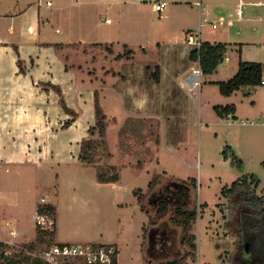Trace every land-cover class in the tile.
Segmentation results:
<instances>
[{
  "label": "rangeland",
  "instance_id": "obj_1",
  "mask_svg": "<svg viewBox=\"0 0 264 264\" xmlns=\"http://www.w3.org/2000/svg\"><path fill=\"white\" fill-rule=\"evenodd\" d=\"M41 1L44 4L45 0ZM91 1L72 0L61 11L63 15L73 14L72 23L75 24L71 39L113 42L114 55L125 52L122 43H127L134 51L135 64L155 59L163 66L164 82L155 84V91L151 83L144 87L150 99L147 112L142 114L137 110L147 105V99L138 94V90L131 94L132 91L121 88L125 101L116 102L108 94L101 102L99 82L94 84L96 87L89 88L86 77L80 80L83 73L77 74V64L68 72L63 71L62 54L66 55L61 50L44 51L41 61L36 57L37 65L28 71L25 69V76H19L14 74L17 48L0 44V182L11 180L13 184L7 185L8 189L15 185L33 193L31 204L17 202L12 206L0 196V239H8L9 230L22 232L23 240L33 239L35 202L47 197L56 207L54 235L51 242L38 241L36 231L34 242L39 245L54 241L110 242L119 250V264H165L169 261L177 264H261L260 258L245 256L237 245L236 211L228 215L226 200L220 191L242 176L254 174L257 192L264 193V84L224 96L217 82L234 75L239 59L262 63L264 79V21L261 19H264V6L248 3L254 0H240L241 18H238L236 3L239 0H164L167 5L160 12L153 11V0H101L104 4ZM202 17L210 20L230 18L232 25L224 23L211 30L207 24L199 25ZM105 19L109 22L105 23ZM61 26L58 23L48 28L50 39L64 40ZM189 29L200 30L202 40L221 41L227 46L226 57L216 70L210 74L197 72L198 83L194 85L184 82V76L196 69L188 56L192 46L184 37ZM0 37L7 39L5 34ZM21 43L19 57L29 65V55L34 56L37 50L29 41ZM142 47L147 50L144 54ZM99 49L107 52L104 46L95 50ZM79 57L80 54L73 58L77 61ZM73 58L69 55L67 60L73 62ZM97 62L99 68L106 64L113 70L125 72L130 80L136 79L130 60L101 56ZM44 66L52 73L55 79L52 82L60 85L66 105L75 108L78 115L62 111L53 88L33 84L36 78L40 81L51 79L46 76ZM136 69L141 70V66ZM123 80L126 83L124 76ZM41 84L49 86L46 82ZM94 91L98 93L106 116V138L111 156H99L93 165H84L77 159L80 142L97 136L96 131L93 135L88 131L95 121ZM130 95H134V99ZM226 104L235 106L236 118L221 116L213 109L215 105ZM131 109H136L137 113H124H130ZM37 143L40 150L45 148L41 143L49 147L44 153L48 157L33 153L43 166L32 164L34 156L31 154H26L22 165L10 159L21 145L30 150L28 144ZM228 147L240 158L239 166L232 161ZM49 163L54 168H49ZM105 164L116 166L120 175L118 181L100 183L96 180V167ZM54 172H58L57 176ZM187 177L196 179L195 185L187 181L190 187L188 203L178 207L170 205L164 213H156V205L150 201L152 194L158 196L164 192V185L173 178L185 180ZM134 190L142 199L143 208L137 204ZM24 195L23 191L20 198ZM178 209L196 212L188 228L184 227V217L177 213ZM152 229H156V239L161 231L164 232L162 240L166 248L162 251L156 250L159 242L156 247L151 245ZM247 243L248 253L255 248Z\"/></svg>",
  "mask_w": 264,
  "mask_h": 264
},
{
  "label": "crops",
  "instance_id": "obj_2",
  "mask_svg": "<svg viewBox=\"0 0 264 264\" xmlns=\"http://www.w3.org/2000/svg\"><path fill=\"white\" fill-rule=\"evenodd\" d=\"M47 1H50V5H47ZM77 1H83V0H77ZM71 2H72V0H45V2L43 4V2L41 0H0V25H1L0 26V36L5 34L6 38H7V39H5V38L0 37V41H3V40L9 41V42L3 41V42H0V44H5V47H7L8 45H13L15 48H17V50L15 49V51L17 52V58L16 57L14 58L15 59L14 62L16 65V68L14 69V74L15 75L19 74V76H25L27 74L25 69L28 71L29 69L33 68V65L36 66L37 63H36L35 58L36 57L38 58V62L41 61V56H43L44 51H46V50L48 51V50H52V49L61 50V52H63L66 55V56H64L62 54L63 62H64V64L62 65L63 71L68 72L70 69H72V67L75 66V64H77L76 65L77 66L76 67L77 68V74H80V72L83 73L81 75L83 77L80 76V80L82 78L86 77L87 82H88L87 85L89 88L90 87H96V86H94V84L99 82L100 85H98L97 87L100 89L99 94L101 97V99H100L101 102H104L105 96H108V94H110L111 97L114 98L116 102H118L119 99H124V97L122 98V94L120 92L121 88H123L124 90H130V93L132 91L131 94H136V92L138 90V94H140V95L142 94V96H144L147 99V105L145 104L142 108L137 110V112L145 114V112H147L146 109L148 107V102H149L150 98H149V95L147 93V90L144 87L147 86V83H151L153 86L152 87L153 91H155V89H156L155 84L161 85L164 82L165 77H164L163 66L160 65L159 63H157V60H155V59H153L152 62H149V63H144V61H142V63L135 64L136 61L134 62L132 60V58H133L132 53L134 51H133V49L128 47L127 43H122L123 49L126 48L125 52L121 51V52H118L117 54L114 55L113 54V50H114L113 49V42H107V41H105V42H90V41L89 42H82L80 40L78 42H76V40L71 39V37H72V25L75 24V23H72L74 21L73 14H71L70 12H66V14L63 15V12H61ZM54 3L56 4L55 6H54ZM91 3L104 4V1L101 2V0H92ZM239 3H240V0L236 3L237 8H238ZM248 3L251 5H254V6H264V0H254V1H249ZM235 7H236V5H235ZM242 16H243V14H242ZM237 17L241 18V16H238V15H237ZM228 19H230V18H228ZM250 19H253V18L250 17ZM261 19L264 21L263 18H261ZM262 20H260V21H262ZM3 21H4V24H3ZM52 23L55 24V26H58V23H61V25H62L61 27L64 31V40L57 39L56 41H54V40L50 39L51 32L48 30V28L53 26ZM105 23H107V22H105ZM190 31L198 33L197 37L200 40H202L200 37V34H201L200 30L193 31V30L189 29V30L184 32V37H185V33L190 32ZM203 40H207V39H203ZM25 41L31 42L34 45L35 50H37V52L34 54V56L29 55V57H28L29 65L26 63L25 59L19 57L20 54H18L19 53L18 49L20 48V45H22L21 42H25ZM208 41H210V42H221V41H211V40H208ZM122 45H121V49H122ZM157 45L159 46L160 43H158ZM75 46L78 47L76 50L74 49ZM103 46L107 49L106 53L101 51L100 49H99V51L95 50L96 48H102ZM70 47H74V48L72 50H68V48H70ZM91 47H92V51L95 54H91L93 52L89 51V49ZM191 49H192V47L190 48V50ZM143 50H145V52H143ZM190 50H189V52H190ZM141 52L144 54L147 52V50L144 47H142ZM79 54H80L79 59L77 61H75V59L73 58L74 55H79ZM69 55H71V57L73 58L72 59L73 62H71V61L69 62L67 60ZM101 56H105L106 58H110V59L114 58L116 60H124V58L127 60H130V63H132L134 65L133 67L135 68L134 73L136 74V79L130 80L129 79L130 76H128L125 72H121L120 70H118V71L113 70L111 67H108L106 64L101 65V67L99 68L98 67L99 65L97 64L98 63L97 60H99ZM188 56H189V54H188ZM98 57H99V59H98ZM18 60H20L21 64L18 63ZM191 62L195 63L196 69H198L199 72L201 73L198 63L194 62V61H191ZM137 66H141V70H137L136 69ZM156 67L158 68V71H159L158 72V81H156L153 78V73L155 72ZM43 69L47 70L48 75H46V76L48 78L50 77L51 79H48L47 81H40V79L36 78L35 80H32L33 84L36 86H42L46 89H48L47 87H51V85H56L60 88L59 84L52 82V81H55V79H54L53 75H51L52 73L50 71H48V66H44ZM196 69H194V70H196ZM146 73L148 75H145ZM191 73L186 74L184 76V82L187 84H191V80L188 77ZM122 76H124V78H126V83H124V80L121 81ZM194 77H195L194 74H192V76H191L192 80ZM141 81H142V84L140 86H138V84ZM41 82L49 83V86H43L41 84ZM184 82H181V85L185 84ZM121 83H124V84H121ZM124 90H122V91H124ZM140 90H143V91L139 92ZM61 94H62V89H61ZM63 95L64 94H62V97H63ZM129 97L134 99V95H130ZM93 99H94V96L92 94V103H93ZM124 101H125V99H124ZM58 103H59V94H58ZM71 109L74 110L75 113H77V115H78V112L75 110V108H71ZM235 110H236V108H235ZM93 111H94V109H93ZM129 111H130V113L129 112H124V113L125 114H132L133 112L137 113L136 109H131ZM231 116H232V118H236L235 111ZM38 146H39L38 143L37 144H28V148H30V150H28V149H24V145H21L20 149L18 151L14 152L13 154L10 155V159L13 160V163L22 165L26 161L25 160L26 154H31L33 156H34V154H38V155H41L42 157H44V155H45V157H48L44 153L49 151V147H47L41 143V146H43L45 148L43 150H40V148H37ZM25 148H26V146H25ZM21 154H23V156H24V158H22V159H21ZM35 158L36 157L34 156L33 161L32 162L30 161V162L32 164H35V165L40 166V167L43 166L44 163L41 162V160L37 161V159H35ZM47 165L49 166V168H54L50 163ZM15 166L17 167V165H15ZM5 170L7 171V169H5ZM49 171H51V170L49 169ZM54 174L57 176L58 172H54ZM10 184H13V182L11 180H7V179H3L0 182V196L7 205L12 206V205H15L17 202H21L22 204L26 203V202H29L30 204L32 203L33 196H31V195H33V193L29 194V193H27L25 188L19 189L15 185L13 188L8 189L7 187ZM22 190L24 191L25 195H24V197L20 198V195L23 192ZM45 198H47V197H45ZM40 200H41V198H40ZM38 203L40 204V202H38ZM38 203L35 202L36 205L33 209V212L35 211ZM49 204H51V203H49ZM137 204H138V202H137ZM14 232L16 233L15 237H12V235L9 233L11 236L8 239H0V242L5 243L9 240H14V241H21V242L30 243V242L35 241L36 229H35L34 238L30 239L28 241L25 239L23 240V238L20 237V236H22V232H18V231H14Z\"/></svg>",
  "mask_w": 264,
  "mask_h": 264
},
{
  "label": "trees",
  "instance_id": "obj_3",
  "mask_svg": "<svg viewBox=\"0 0 264 264\" xmlns=\"http://www.w3.org/2000/svg\"><path fill=\"white\" fill-rule=\"evenodd\" d=\"M227 52L226 43L223 42H210L208 40H201L197 48H192L189 52L191 61L197 62L199 69L203 74H210L216 70V67L221 63ZM20 64V60H18ZM263 66L262 63L256 61H249L239 59L237 70L234 75L225 81H218L219 92L224 96H229L235 91L242 88L251 89L261 84ZM158 68L156 67L153 73V78L158 81ZM51 87L59 94V104L65 113L70 115L76 114L74 110L69 108L64 98L61 95V89L56 85ZM93 109H94V124L88 128L90 134L96 131L95 138L83 139L79 145V152L77 155L78 160L84 165H93L99 156L110 157L111 153L108 150L106 138V116L100 105L97 91L93 92ZM216 112L224 116H231L235 111L233 104L215 105L213 107ZM232 117V116H231ZM73 119V118H72ZM69 123V121L67 122ZM70 124V123H69ZM68 124V125H69ZM232 154V161L236 162L239 166L241 160L233 154L230 147L227 148ZM225 152V151H224ZM226 157V155H225ZM96 180L100 183H114L119 180L120 175L115 165L105 164L97 166L95 169ZM193 181L195 185L196 179L188 177L185 180L179 178L171 179L164 185V192L161 194H152L150 197L151 203L154 204L155 199H159L156 204L155 212L162 214L167 211L170 205L180 206L187 204L189 201L188 191L190 190L187 181ZM151 182H149L150 184ZM151 185V184H150ZM257 180L254 174L244 175L241 179L233 181L230 185H225L220 191V195L226 200V210L228 215H232L236 211V234L239 237L236 241L238 246H241L243 253L253 255L256 259H261V264H264V193L259 194L256 190ZM137 198L138 204L143 208L142 199L137 195L136 190L133 191ZM183 203V204H180ZM55 206L53 204H38L37 210L41 213H47L51 216L54 215ZM183 218L184 227L188 228L190 221L195 218L196 212L177 210ZM38 241L46 240L53 241L54 231L42 230L36 227ZM245 242L253 245L254 250L246 252ZM53 243V242H52ZM5 243L0 242V248L4 247ZM30 246H33L30 244ZM260 251L261 254H258ZM254 258V259H255ZM162 264V263H160ZM165 264H177L175 261H169Z\"/></svg>",
  "mask_w": 264,
  "mask_h": 264
},
{
  "label": "built area",
  "instance_id": "obj_4",
  "mask_svg": "<svg viewBox=\"0 0 264 264\" xmlns=\"http://www.w3.org/2000/svg\"><path fill=\"white\" fill-rule=\"evenodd\" d=\"M50 5V1H47ZM167 5L164 0H153L152 9L160 12ZM241 2L238 4L237 15H241ZM109 22V19H105ZM232 25L231 19L219 17L217 20H210L202 17L199 25L207 24L211 30L218 28L222 24ZM198 33L187 32L185 41L192 48L200 45ZM199 70H194L192 74L196 76ZM197 77L193 78L192 85L197 84ZM264 84V80L261 81ZM41 204H47V198L41 197ZM32 221L35 227L42 230H50L54 225L53 216L41 213L37 210L32 214ZM9 233L15 237L16 233L10 230ZM32 244L33 246H30ZM119 250L114 243L110 242H53L49 245H39L36 242H21L9 240L5 246L0 248V264H119Z\"/></svg>",
  "mask_w": 264,
  "mask_h": 264
},
{
  "label": "flooded vegetation",
  "instance_id": "obj_5",
  "mask_svg": "<svg viewBox=\"0 0 264 264\" xmlns=\"http://www.w3.org/2000/svg\"><path fill=\"white\" fill-rule=\"evenodd\" d=\"M158 202H159V199H155V200H154V204H155V205H156ZM184 205H186V204H184ZM159 234H160V235H159L158 239H156V238L154 237V236L157 235L156 229H152L149 238H150V240H151V245H152V246H155V247H156V243L159 242V247H157L156 250H157V251H162V249H165V248H166V247H165L166 242L162 240V238H163L162 236H163L164 232L161 231ZM155 247H154V248H155ZM153 256H155V255H153Z\"/></svg>",
  "mask_w": 264,
  "mask_h": 264
},
{
  "label": "water",
  "instance_id": "obj_6",
  "mask_svg": "<svg viewBox=\"0 0 264 264\" xmlns=\"http://www.w3.org/2000/svg\"><path fill=\"white\" fill-rule=\"evenodd\" d=\"M244 245H245V248L247 249V245H248V243H247V242H245V244H244Z\"/></svg>",
  "mask_w": 264,
  "mask_h": 264
}]
</instances>
